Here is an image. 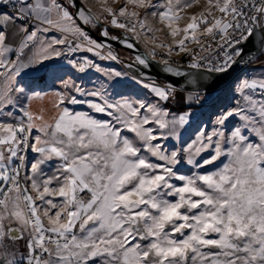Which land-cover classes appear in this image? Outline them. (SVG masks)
<instances>
[{
  "label": "snow or ice",
  "instance_id": "6c2138e0",
  "mask_svg": "<svg viewBox=\"0 0 264 264\" xmlns=\"http://www.w3.org/2000/svg\"><path fill=\"white\" fill-rule=\"evenodd\" d=\"M199 2L0 0V264H264V0Z\"/></svg>",
  "mask_w": 264,
  "mask_h": 264
},
{
  "label": "water",
  "instance_id": "95a60500",
  "mask_svg": "<svg viewBox=\"0 0 264 264\" xmlns=\"http://www.w3.org/2000/svg\"><path fill=\"white\" fill-rule=\"evenodd\" d=\"M76 2H77V4L80 3L79 0H76ZM88 31L93 38L100 40V37H99L98 32L96 30L89 28ZM110 32H112L113 34H119V35H129V34H125L122 32L118 33V30H114V29H110ZM129 38L132 40L133 43H135V40L132 39L130 35H129ZM105 43H109V42L105 41ZM111 44H112L113 51L120 57V59H121V61H123V63H131L137 54L143 55L145 57L147 56L145 50H143V48L140 44H136V48L134 50H129V49L123 47L122 45H120L116 42H111ZM118 64H120L121 67L123 68L122 63H118ZM149 64H150V66L148 68H142L141 66H137L133 69V71H135L137 74L142 72L149 79H156L157 81H163L166 79V80H168V82L174 83L177 86L186 85V81L188 79L187 76L175 77V76H172L171 74H165L162 71L161 66L158 65L155 61H151L150 59H149ZM180 67H181V70H183L186 73H192V74L196 73V70L188 69L187 67H183V66H180ZM242 71H244V70L238 69V70L234 71L225 80L219 82L218 89H217V91L213 92V94L222 90L223 88L228 86V84H231L234 80H236L243 73Z\"/></svg>",
  "mask_w": 264,
  "mask_h": 264
},
{
  "label": "rangeland",
  "instance_id": "374dc122",
  "mask_svg": "<svg viewBox=\"0 0 264 264\" xmlns=\"http://www.w3.org/2000/svg\"><path fill=\"white\" fill-rule=\"evenodd\" d=\"M79 1L81 2V0H79ZM89 2H90V6L92 7L93 11H97L99 9L100 6L95 3V0H89ZM113 7H117V5H113ZM262 59H264V58H262ZM96 62L101 64V66L104 67V68H109V69H114V70H124L121 67V65L118 64L117 62H113V61H99L98 59H96ZM261 67H264V65H261L259 62H256V64L252 68L259 69ZM257 74H258V72H252L251 73V75H257ZM97 75L98 74H96V73L89 72L87 75L83 76V79L81 81H79V82L82 83L85 87L91 88L93 82H95L96 79H97ZM240 76H244V75L241 74ZM237 80H235L231 84H228V86H226L222 90L212 94L213 97H219V102L220 103L227 104L228 98L230 97V94H231L230 90L232 88H234L235 82ZM133 91H135V89H133ZM193 108L194 107H192L191 110H190L193 113V120H192L191 126L188 128L187 132L184 134L183 138L185 140H187L192 135V133L195 131V128L197 127V125L202 120H206L208 118V115L210 114V111H211V109L207 105H205L204 107H199L197 110L193 109ZM81 110H83V109H81Z\"/></svg>",
  "mask_w": 264,
  "mask_h": 264
},
{
  "label": "crops",
  "instance_id": "0c3cea01",
  "mask_svg": "<svg viewBox=\"0 0 264 264\" xmlns=\"http://www.w3.org/2000/svg\"><path fill=\"white\" fill-rule=\"evenodd\" d=\"M203 5H204V0H200L199 5H197V6L193 7V8H191V9H189V10H188V13L191 14V13H196V12L201 11ZM142 15H143V13H142ZM149 22H150V23L152 22V21H151V18H149ZM183 24H184V21H181V22H180V26L182 27ZM157 27H159V25H157ZM156 35H157L158 37H163V36H164V33H156ZM17 38H18V37H17ZM140 39H141L140 45L144 48L143 50H146L147 47H150V46H151L150 44L145 45V43L143 42V41H144V37H143V36H142ZM167 40L169 41V43L171 42V38H170V37H169ZM83 55H89V54L84 53ZM89 56H90V55H89ZM90 58L96 60L95 57H91V56H90Z\"/></svg>",
  "mask_w": 264,
  "mask_h": 264
},
{
  "label": "built area",
  "instance_id": "2783aa9c",
  "mask_svg": "<svg viewBox=\"0 0 264 264\" xmlns=\"http://www.w3.org/2000/svg\"><path fill=\"white\" fill-rule=\"evenodd\" d=\"M130 36H131V34H129ZM166 42H168L169 43V41L167 40ZM140 44V43H139ZM191 47H194V45H190ZM158 52L160 51V50H157ZM145 52H146V50H145ZM146 54H147V52H146ZM79 55H83V54H79ZM172 60H173V62L175 63V62H179V65L180 66H183V67H186V64L188 63V61L190 60V57H188V56H180V57H172ZM256 64V63H255ZM255 64H253V65H250V68H252ZM243 73H242V75H251V73H248V72H246V71H242ZM193 109H198L200 106L199 105H193Z\"/></svg>",
  "mask_w": 264,
  "mask_h": 264
},
{
  "label": "bare ground",
  "instance_id": "6f19581e",
  "mask_svg": "<svg viewBox=\"0 0 264 264\" xmlns=\"http://www.w3.org/2000/svg\"><path fill=\"white\" fill-rule=\"evenodd\" d=\"M143 49H144V48H143ZM240 77H242V76H240ZM240 77H238L237 79H239ZM237 79H236V80H237ZM234 81H235V80H234ZM234 81H233V82H234ZM196 110H197V109H196ZM196 110H195V111H196Z\"/></svg>",
  "mask_w": 264,
  "mask_h": 264
}]
</instances>
